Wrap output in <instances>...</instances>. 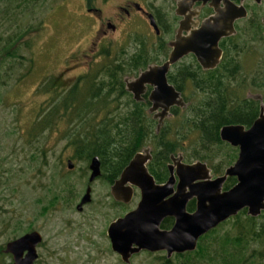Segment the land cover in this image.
<instances>
[{"label": "trees", "instance_id": "obj_1", "mask_svg": "<svg viewBox=\"0 0 264 264\" xmlns=\"http://www.w3.org/2000/svg\"><path fill=\"white\" fill-rule=\"evenodd\" d=\"M36 2L8 0L1 14L14 23L21 10L31 15V4ZM245 23L246 27L221 42L222 57L215 69L202 71L193 57H188L169 72L168 83L179 93L184 106L172 107L158 131L156 120L148 112L146 96L143 101H134L124 81L164 59L167 47L162 35L148 41L139 34L114 48L100 46L96 54L99 60L63 90L55 88L56 78L45 79L39 90L47 94L48 100L30 123L24 142L30 148L29 160L42 158L44 163L46 152L36 144L38 138L44 133H57L58 125L64 124L67 129L62 139L70 150L69 160L76 163L87 164L96 157L99 164L112 163L117 174L135 153L149 149L147 169L157 183L166 177L169 155H179L185 162L200 161L213 176L222 175L234 161L236 149L220 140L219 130L229 125L248 127L258 112L255 96L264 106V42L257 20L251 17ZM37 28L38 23L32 27ZM32 29L17 26L5 37L0 32V102L1 87L9 80L19 82L33 69L32 59L18 49L24 45L20 43L22 33ZM24 46L30 44L25 42ZM101 170L107 171L108 167L101 166ZM234 182L227 178L223 188L228 189ZM47 195V205L51 206L58 195L55 191H47ZM192 209L190 201L186 210ZM170 224L171 220H164L161 226ZM224 224H230V228L218 233ZM8 225L4 219L0 221L1 230ZM14 225L12 232L21 226ZM222 225L201 236L194 251L175 254L173 259L182 260L180 264H264V210L254 218L242 210ZM3 246L0 264H11L10 256L2 253ZM160 260L161 264H170L164 257Z\"/></svg>", "mask_w": 264, "mask_h": 264}, {"label": "water", "instance_id": "obj_2", "mask_svg": "<svg viewBox=\"0 0 264 264\" xmlns=\"http://www.w3.org/2000/svg\"><path fill=\"white\" fill-rule=\"evenodd\" d=\"M210 2L214 15L202 21L197 29L186 36H178L170 44V52L159 65L148 66L125 84V89L135 101L140 100L146 87H151L147 96L149 113L159 110L156 130L172 106L183 107L179 94L166 82L168 68L187 54H191L202 69H212L217 64L221 52L218 41L233 34L232 23L245 16L241 6L229 0H179V9L188 8L193 2ZM258 3L260 0H253ZM222 2L224 9H218ZM149 24L155 25L151 16ZM181 24V22H180ZM157 33V32H156ZM222 142L237 149V157L221 176L211 178L204 163L182 164L176 159L174 168L168 166L169 175L162 184H156L147 172L144 163L148 155L135 154L122 169L118 180L111 187V194L126 203L131 196L130 186L139 190L140 199L132 211L127 212L108 226L107 235L111 250L118 254L123 263H128L131 255L139 251L164 252L166 257L182 254L195 249L197 240L219 223L245 209L250 217L258 216L264 210V114L262 106L258 117L249 128L240 125L223 126L219 130ZM68 169L72 163L67 160ZM99 162L90 159L87 182L99 175ZM226 177H234L235 184L226 191L221 186ZM90 188L87 187L77 209L88 203ZM194 199L193 212L185 210L187 201ZM172 218L169 229H159L164 218ZM40 236L31 231L6 242L2 253L9 255L11 264H34L35 246Z\"/></svg>", "mask_w": 264, "mask_h": 264}, {"label": "rangeland", "instance_id": "obj_3", "mask_svg": "<svg viewBox=\"0 0 264 264\" xmlns=\"http://www.w3.org/2000/svg\"><path fill=\"white\" fill-rule=\"evenodd\" d=\"M6 1L8 0H0L2 37L17 26L22 28L26 25L32 29L38 23V28L22 33L20 37V43L30 44L28 48L23 44L18 46L19 53L33 61L30 75L22 77L19 82L9 80L1 87L3 92L0 102V221L4 219V222L9 223L6 229L0 228L2 246L12 240L13 236H20L29 228L43 229L42 232L47 238L56 220L57 214L54 215V212L62 215L64 203L71 200L67 198L66 190L74 188L79 192L86 181V177L81 175L84 165L69 160L70 150L65 148V140L62 139L67 129L64 124L58 125L57 133H44L38 138L36 144L46 152L44 163L42 158L29 160L30 148L24 143L26 132L36 118L39 108L48 100L47 94L39 90L42 83L45 79L53 77L56 78L55 88L63 90L78 75L84 74L90 64L94 65L99 60L96 57L99 48L103 46L114 48L123 44V41L126 43L128 40H124L122 35L130 28L127 26L120 31L121 26L114 35L107 36L101 41L96 40L95 36L90 38V25L81 17L83 0H37L39 3L31 4L33 6L31 15L27 10H21L17 21L11 23V20H6L1 14V10L7 5ZM122 1L109 0L104 4L98 2L96 6L106 16ZM134 1L140 6L160 7L161 10L169 6L168 0ZM134 29L143 33L148 41L155 40L141 20H138ZM162 36L165 39L164 35ZM130 49L131 47L128 51ZM67 160L72 163L71 172L66 169ZM94 187L93 199H98L103 187L98 182ZM47 191H55L60 200L54 203V206L47 207V212L42 216L41 211L47 206L46 198L50 199ZM14 222L21 225L16 232H12ZM229 228L230 224H224L217 231L222 233ZM53 243L50 241L46 249L38 250L40 264H74L86 260L88 255L91 256L90 250H85L86 246L82 245L85 248L81 251L70 248L69 256L58 260L56 259L58 256L52 254ZM160 257H164V254L139 253L130 258L129 264H161ZM168 260L170 264L182 262V260L176 262L172 255Z\"/></svg>", "mask_w": 264, "mask_h": 264}, {"label": "flooded vegetation", "instance_id": "obj_4", "mask_svg": "<svg viewBox=\"0 0 264 264\" xmlns=\"http://www.w3.org/2000/svg\"><path fill=\"white\" fill-rule=\"evenodd\" d=\"M106 1H109V0H83L82 1L81 17L84 18V20L87 21L90 25L91 31H90L89 37L91 38V36H93V37L95 36L96 40L99 39L98 41H101V40H104V38L107 36L114 35L120 29L121 26H122V28L120 31L126 29L127 26H130V28H129L130 30L129 29L126 30L122 35L124 40L130 41L134 35L143 34L138 29H137V31H134L135 30L134 28H135L136 24L138 23V20H141L145 24V27L147 29L149 28V30L151 31L152 36L154 38L158 37L160 35H164V37L166 39L164 44L167 47L166 48L167 52H166L164 59L162 61H160L159 63H155L152 65H159L163 61L166 60V58L170 52V44L172 43V41L175 40L176 37L188 35L189 31H191L193 29H197L202 21H204L205 19H208L209 17H212L214 15V11H213V8L210 6V2L202 3L200 1H196V2H193L191 4V6H189L188 8L179 9L178 13H177V6L176 5H177V2L179 0H168L169 6L165 10H161L160 7L140 6V4L134 0H123L119 5H116L115 7H113L106 16H104L102 14V10L99 7H97L96 4L98 2H100V4H101V2L104 4ZM229 1L235 6H241L244 9L245 16L241 17V18H236L233 21V23H232V27H233V31H234L233 34H231L227 37H223L218 41L217 46L221 52V55H220V58H219V60H218V62L214 68L202 69L196 63L198 65V67L200 68V70H202V71L213 70L216 68V66L218 65V63L222 57V49L220 46L221 42L223 40H225L226 38L235 35L237 32L240 31V29L242 27H246L247 24L245 22H247L251 17H253V19L257 20V25H258L257 28L259 30V35L262 37L263 42H264V0H260L258 3L254 2L253 0H229ZM217 7H218V9H221V10L224 9V5L222 2H219L217 4ZM148 16L152 17L157 33L155 32L154 28L149 24ZM180 22H181V24H180ZM123 42H125V41H123ZM86 56H88V55H85V57ZM188 57H193V56L191 54H187V55L183 56L182 58H180L177 62H175L174 64H172L168 68V71L165 75L167 83H168L167 76H168L169 72L175 71L176 68H178V64L184 60H187ZM193 59H194V57H193ZM152 65H148V66H152ZM140 71L141 70H139L138 73ZM134 78H126L124 81V84H126L127 80L130 81ZM168 84L171 85L170 83H168ZM173 89H174V87H173ZM150 90H151V87L147 86L144 93L140 95L139 101H143L142 99L144 96H146V98H147ZM179 97H180V95H179ZM254 99L259 101L258 112H257V116H256V118H257L259 115V111H260V105L262 106V110H263V114H264V106H263L262 102H260V98L258 96H255ZM149 107H150V104H149ZM149 107H148V112H149ZM172 107H177V106H172ZM172 107H170L169 110ZM169 110H168V114H169ZM158 111L159 110H157L153 113H150L152 115V118H154V115ZM168 114L163 118V120L168 117ZM154 119L156 120V122L158 121L157 118H154ZM163 120H162V122H163ZM161 126H162V123H161ZM249 126L248 127L242 126V127L244 129H247V128H249ZM160 127L158 128V130L160 129ZM158 130H156V131H158ZM229 147H231V146H229ZM231 148L236 149L234 147H231ZM137 153H140L142 156H145V155L149 156V159L144 163V167L147 170V172L149 173V171L147 169V164L151 160V154H150L149 149H141ZM137 153H135V154H137ZM178 157H180V162L182 164H192L193 162H196V161L185 162L182 160L181 156H179V155H176V156L169 155L168 162L165 164V169H166L165 179L162 182L157 183L154 180V178L152 177L156 184H162L166 181V179L168 178V175H169L168 166H172L174 168V163L177 162L176 159ZM236 157H237V149H236ZM236 157H235L234 161L236 160ZM234 161L230 165H232L234 163ZM198 162H200V161H198ZM79 164L84 165V167L82 168V171H81V175L86 177V181L83 184L82 190H79V192H76L74 188L73 189L70 188L71 190L70 189L66 190V192L68 193L67 198H70L71 200L64 203L63 207H65V208L63 209L64 211L61 212L62 215H58V213L56 211L54 212V215L55 214H57V215H55L56 220L54 222V225H52V229L50 230V235H49L50 239H49V236H47V238H45L44 233L42 232L43 229L39 230V229H34V228L30 229L29 228L28 230L23 232V234H25V233H28L31 231H35L40 236V241L35 246L36 260L34 261V264H40L41 263L40 262L41 261L40 260V254L38 253V250L40 251L41 248L46 249V246L49 245L50 241L54 242L52 244V246H53V249H52L53 253L52 254L55 256H58L56 258L58 260H62L63 257L69 256V253L71 252L70 248L72 250L81 251L82 248H85V246H86L85 250H90L89 252H91V256L88 255V256H86V260L80 261V262H75L74 264H105V263L106 264H129L130 258L133 257L134 255H137L139 253H150L147 251H139L138 253L133 254L129 257L128 263H123L121 257L111 250L110 240H109V237L107 235V229L111 223H113L117 219L122 218L124 216V214H126L127 212L132 211L134 208H136V205L140 199L139 190L134 186H130V189H131L130 199L126 203H124L121 199L114 198L110 192L111 187L118 180L119 175H120L122 170H120L117 174H115L114 165L112 163L99 164V166H98L99 175L95 179H93L92 182L88 183L87 179H88V176L90 174V171L88 170L89 162L87 164H84V163H79ZM230 165H228L227 167H229ZM101 166L102 167L107 166L108 170L107 171L101 170ZM72 168H73V166L70 169H68L66 166V169L69 172L72 171ZM206 168L208 169L207 166H206ZM209 172H210V170H209ZM210 176H211V178L218 177V176H213L211 174V172H210ZM219 176H221V175H219ZM227 178H233L234 181L236 182L234 177H226V179ZM225 180H224V182H225ZM97 182L100 185H102L103 190H102V193L98 199H93V193H94V188H95L94 185ZM224 182L221 186V191H226V190L230 189L235 184V182H234V184L231 187H229L228 189H224L223 188ZM87 187L90 188L89 202L83 204L80 207V209H77L76 207H77V205H78V203H79L81 197L83 196ZM59 200H60L59 197H57L54 200V203H56ZM190 201L193 202V209L191 211H187L186 207H185V210L187 212H193L194 207H195L194 199L187 201L186 206H187L188 202H190ZM54 203L52 204L53 206H54ZM47 206L50 207L49 205H47ZM46 208L47 207H44L43 210L41 211V213H43L42 216H44V214L47 212ZM243 210L246 214V210L245 209H243ZM230 218H232V217H230ZM230 218L219 223L215 228H217L219 225H222L223 223L228 221ZM252 218H254V217H252ZM164 220H165V222H167L168 220H171L170 226L172 225V222H173L172 218H169V217L162 219V221L159 224V229H161V230H167L170 228V226L166 227V228H163L161 226V224ZM215 228H213V229H215ZM213 229H211V230H213ZM82 245H85V246L82 247ZM156 253H163L164 258L166 260H168L169 257L171 256L170 255L169 257H166L164 252H156ZM173 255H175V254H172V256Z\"/></svg>", "mask_w": 264, "mask_h": 264}]
</instances>
